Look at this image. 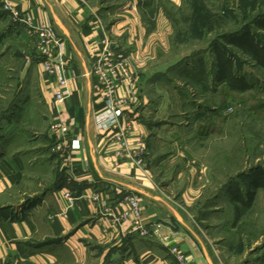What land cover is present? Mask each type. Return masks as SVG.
<instances>
[{"label": "rangeland", "instance_id": "374dc122", "mask_svg": "<svg viewBox=\"0 0 264 264\" xmlns=\"http://www.w3.org/2000/svg\"><path fill=\"white\" fill-rule=\"evenodd\" d=\"M95 1L100 2L90 3ZM103 1L118 8L125 0ZM136 5L146 21L141 62L135 67L145 115L163 128L164 150L175 154L171 168L186 164L199 169L184 213L217 264H264V186H249V181L264 178V107L251 109L264 104V68L220 37L248 27L264 44V29L253 23L264 13V0H136ZM214 44L225 49L234 70L251 87L235 90L217 81ZM23 48L36 60L40 57L37 37L0 0V153L25 155L26 167L37 166V174L31 169L27 174L39 175L44 184L62 171L40 167L43 149L53 162L57 154L47 139L50 122L39 99L38 79L20 75L28 61L18 56ZM32 67L33 62L28 70ZM14 100L17 106H12ZM40 189L34 180H26L16 192L0 197V204L29 200ZM236 212L241 213L237 221ZM87 249L79 259L62 251L60 259L35 260L29 254L39 249L31 247L11 254L5 264H109L113 252L102 255L101 247L92 245Z\"/></svg>", "mask_w": 264, "mask_h": 264}, {"label": "crops", "instance_id": "0c3cea01", "mask_svg": "<svg viewBox=\"0 0 264 264\" xmlns=\"http://www.w3.org/2000/svg\"><path fill=\"white\" fill-rule=\"evenodd\" d=\"M90 2L13 0L18 21L28 17L31 24L49 23L66 40L69 97L65 101H53L40 59L33 62L34 67L27 70L26 77L36 75L39 99L49 122L64 119L69 124L72 148L67 162L57 155L53 156L56 161H51L48 149L40 152V167L52 169L46 172L51 173L56 167L63 171L65 183L59 187H51V175L44 184L37 180L40 176L33 175L37 174V166L26 167L25 155L0 153V197L16 192L26 180H34L41 187L30 201L19 198L0 204V264H5L11 254L28 252L35 244H41L40 253L29 254L35 260L60 259L62 251L79 259L92 245L101 247L102 255L113 252L109 264H217L212 249L194 232L193 221L184 213L194 195L192 185L195 177H200L199 169L186 164L171 168L175 154L165 152L160 141L163 128H156L155 122L145 115L146 99L135 81L131 100L122 109L121 121L130 123L127 139L130 149H135L141 140L143 155L124 154L119 143L111 139V131L99 128L96 123V114L103 104L94 96L89 74L91 57L106 34L110 45L124 52L136 78L146 21L136 0H125L118 8L103 0ZM19 26L16 25V31ZM18 56L33 58L25 48ZM126 91L121 86L118 94L124 96ZM47 139L53 142L49 131ZM28 169L34 173L27 174ZM176 185H180L179 190L172 193ZM45 186L51 188L44 190ZM63 191H69L71 199ZM93 193L98 195L97 201L89 198ZM132 194L139 199L140 226L134 224L133 213L117 219L128 209V196ZM154 228L158 229L157 234L153 233ZM172 247L183 253L182 262L175 258Z\"/></svg>", "mask_w": 264, "mask_h": 264}, {"label": "built area", "instance_id": "2783aa9c", "mask_svg": "<svg viewBox=\"0 0 264 264\" xmlns=\"http://www.w3.org/2000/svg\"><path fill=\"white\" fill-rule=\"evenodd\" d=\"M1 3L3 8L9 10L16 18L13 11V0H1ZM20 22L29 27L37 37L41 71L51 86L53 101L55 103L65 101L69 97L68 78L66 76V40L49 23L31 24L28 17L20 18ZM100 42L101 46L92 55L89 66V74L93 79L94 96L99 103L103 104L102 110L96 114V123L99 128L111 131V139L119 143L124 154L134 153L136 156H141L144 153L142 141L139 140L136 148L131 150L127 140L130 123L121 121L122 109L131 100V91L135 81L131 65L121 50L110 45V40L106 34ZM121 86L127 88V93L124 96L118 94V89ZM49 130L53 139L51 150L63 162H67L72 148L69 124L64 119H56L50 122ZM63 194L67 199L72 197L69 191H63ZM89 198L97 201L98 195L93 193ZM128 205V209L122 211L117 219L127 218L129 213H133L135 215L134 224L140 226L138 197L134 194L129 195ZM157 232L158 229L154 228L153 233L157 234ZM171 252L174 253L179 262L183 261L184 255L180 250L172 247Z\"/></svg>", "mask_w": 264, "mask_h": 264}, {"label": "trees", "instance_id": "16d2710c", "mask_svg": "<svg viewBox=\"0 0 264 264\" xmlns=\"http://www.w3.org/2000/svg\"><path fill=\"white\" fill-rule=\"evenodd\" d=\"M253 23L256 24L261 29H264V13L259 14L253 19ZM221 38L225 40L228 44H231L238 48L242 53H245L252 59L255 63L260 65L264 68V44L258 42L256 40V34L251 32L248 27H244L240 31H236L235 33H222ZM214 50L217 52V71H216V79L219 82H223L227 87L235 89V90H244L247 87H251L250 84L247 82V79L244 75L238 74L237 71L234 70V62L227 58V52L225 49L219 47L218 45H213ZM33 57V56H32ZM40 59V57L38 58ZM37 61L34 57L32 58V62ZM12 106H16V101L14 100ZM256 107H264V104H260L259 106H252L251 109H255ZM62 171V170H61ZM61 173V174H60ZM56 177L54 178L53 182L51 183V187H59L63 183H65V176L63 171L56 172ZM264 186V178H255L249 181V186ZM50 186H46L44 188H51ZM250 195L253 193L252 190L249 188L247 189ZM252 192V193H251ZM247 195V194H246ZM235 198H238L237 194L234 195ZM242 200V198H239ZM247 201H249V197L247 196ZM249 203L246 202L245 206H248ZM238 208H236L237 210ZM239 211V210H238ZM240 212H236L235 221H237L240 217ZM33 247L39 249L41 244H35Z\"/></svg>", "mask_w": 264, "mask_h": 264}, {"label": "water", "instance_id": "95a60500", "mask_svg": "<svg viewBox=\"0 0 264 264\" xmlns=\"http://www.w3.org/2000/svg\"><path fill=\"white\" fill-rule=\"evenodd\" d=\"M32 63V58H29L28 61L26 62L25 67L21 70V77H24V75L26 74L28 67L30 66V64ZM32 199V198H31ZM30 200V199H29ZM28 199L24 200L23 202H27L29 201Z\"/></svg>", "mask_w": 264, "mask_h": 264}]
</instances>
